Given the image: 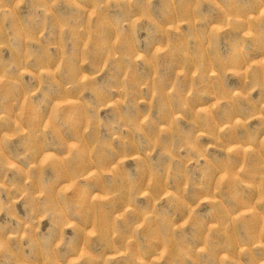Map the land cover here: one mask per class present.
<instances>
[{"label": "rangeland", "instance_id": "1", "mask_svg": "<svg viewBox=\"0 0 264 264\" xmlns=\"http://www.w3.org/2000/svg\"><path fill=\"white\" fill-rule=\"evenodd\" d=\"M0 264H264V0H0Z\"/></svg>", "mask_w": 264, "mask_h": 264}]
</instances>
